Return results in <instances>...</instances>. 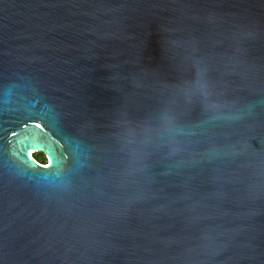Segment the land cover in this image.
Instances as JSON below:
<instances>
[{
    "label": "water",
    "instance_id": "1",
    "mask_svg": "<svg viewBox=\"0 0 264 264\" xmlns=\"http://www.w3.org/2000/svg\"><path fill=\"white\" fill-rule=\"evenodd\" d=\"M0 264H264V0H0Z\"/></svg>",
    "mask_w": 264,
    "mask_h": 264
},
{
    "label": "trees",
    "instance_id": "2",
    "mask_svg": "<svg viewBox=\"0 0 264 264\" xmlns=\"http://www.w3.org/2000/svg\"><path fill=\"white\" fill-rule=\"evenodd\" d=\"M34 157L41 163H46V161H47L46 156L41 152L35 153Z\"/></svg>",
    "mask_w": 264,
    "mask_h": 264
},
{
    "label": "rangeland",
    "instance_id": "3",
    "mask_svg": "<svg viewBox=\"0 0 264 264\" xmlns=\"http://www.w3.org/2000/svg\"><path fill=\"white\" fill-rule=\"evenodd\" d=\"M35 153H37V152H35ZM35 153H34V154H35Z\"/></svg>",
    "mask_w": 264,
    "mask_h": 264
}]
</instances>
